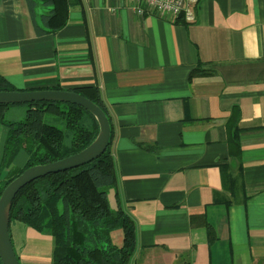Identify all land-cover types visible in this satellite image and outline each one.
Masks as SVG:
<instances>
[{"label": "crops", "instance_id": "0c3cea01", "mask_svg": "<svg viewBox=\"0 0 264 264\" xmlns=\"http://www.w3.org/2000/svg\"><path fill=\"white\" fill-rule=\"evenodd\" d=\"M133 4L79 0L51 31L49 5L0 0V74L18 90L99 88L117 176L108 199L136 227L129 264H264V0H198L191 22ZM196 67L207 73L190 77ZM6 135L0 125V164ZM20 151L1 179L24 165L27 154L12 165ZM9 235L20 264H52L50 234L12 220Z\"/></svg>", "mask_w": 264, "mask_h": 264}, {"label": "trees", "instance_id": "16d2710c", "mask_svg": "<svg viewBox=\"0 0 264 264\" xmlns=\"http://www.w3.org/2000/svg\"><path fill=\"white\" fill-rule=\"evenodd\" d=\"M51 7L41 16L43 24L55 31L66 23L69 9L79 0H39ZM181 17H178V20ZM207 73L201 67L194 68L190 77ZM39 89H59V85ZM0 90H18L0 74ZM88 98L107 116L110 123L109 144L97 158L81 166L49 173L22 187L15 195L10 211L12 220L52 237V264H129L136 246L134 220L118 205L113 209L108 192L116 188L117 176L111 152L112 123L100 90L94 85L69 88ZM24 117L17 121L6 120L4 111L12 104H0V125L7 127L1 171L10 166L15 154L23 149L27 154L23 166L15 168L5 178H0V194L5 186L24 169L53 162L74 154L89 145L98 133L95 118L83 107L59 101H33L24 103ZM45 113L63 119L67 132L44 121ZM239 111L234 108L227 119L228 156L238 158L240 152ZM151 149V146H144ZM224 184L233 194V175L229 165L220 166ZM228 182V183H227ZM233 182V183H232ZM224 203H231L224 200ZM208 240L214 238L213 229L206 224ZM120 231V242L114 234ZM0 264H2L0 260Z\"/></svg>", "mask_w": 264, "mask_h": 264}, {"label": "water", "instance_id": "95a60500", "mask_svg": "<svg viewBox=\"0 0 264 264\" xmlns=\"http://www.w3.org/2000/svg\"><path fill=\"white\" fill-rule=\"evenodd\" d=\"M33 101L70 102L83 107L97 121L98 133L82 150L62 159L30 166L12 179L0 194V260L2 264H20L9 235V211L18 191L29 182L49 173L81 166L102 154L109 144L110 123L102 109L88 98L72 90L33 89L0 90V104H21Z\"/></svg>", "mask_w": 264, "mask_h": 264}, {"label": "built area", "instance_id": "2783aa9c", "mask_svg": "<svg viewBox=\"0 0 264 264\" xmlns=\"http://www.w3.org/2000/svg\"><path fill=\"white\" fill-rule=\"evenodd\" d=\"M133 10L139 15L153 11L162 16L181 17L185 21L195 19L194 7L198 0H130Z\"/></svg>", "mask_w": 264, "mask_h": 264}, {"label": "rangeland", "instance_id": "374dc122", "mask_svg": "<svg viewBox=\"0 0 264 264\" xmlns=\"http://www.w3.org/2000/svg\"><path fill=\"white\" fill-rule=\"evenodd\" d=\"M25 111H26V106L24 103L12 104L8 107V109L5 110L4 116H5L6 120L17 121V120H20L24 117ZM44 121L47 123H50L52 125H55L59 129H62L65 132V142L66 143L69 142L70 137H71V133L67 132L63 119H61L60 117H57L55 115H52L50 113H45ZM25 159H26V153L24 152L23 149H21L20 153L15 158L12 165H18L19 166L20 164H22L25 161ZM115 235L120 236V231H116L114 236ZM119 236L116 239L117 243H119L121 240V238Z\"/></svg>", "mask_w": 264, "mask_h": 264}]
</instances>
